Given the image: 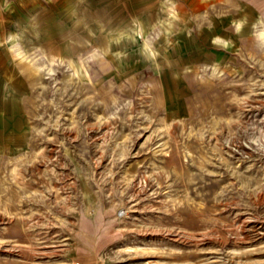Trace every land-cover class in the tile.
Instances as JSON below:
<instances>
[{
  "label": "rangeland",
  "instance_id": "374dc122",
  "mask_svg": "<svg viewBox=\"0 0 264 264\" xmlns=\"http://www.w3.org/2000/svg\"><path fill=\"white\" fill-rule=\"evenodd\" d=\"M0 264H264V0H0Z\"/></svg>",
  "mask_w": 264,
  "mask_h": 264
}]
</instances>
